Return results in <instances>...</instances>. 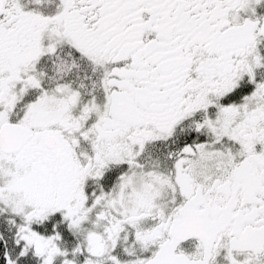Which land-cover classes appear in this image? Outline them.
I'll return each mask as SVG.
<instances>
[{"label": "snow or ice", "instance_id": "obj_1", "mask_svg": "<svg viewBox=\"0 0 264 264\" xmlns=\"http://www.w3.org/2000/svg\"><path fill=\"white\" fill-rule=\"evenodd\" d=\"M0 264H264V0H0Z\"/></svg>", "mask_w": 264, "mask_h": 264}]
</instances>
